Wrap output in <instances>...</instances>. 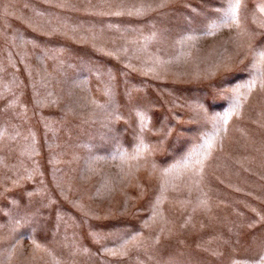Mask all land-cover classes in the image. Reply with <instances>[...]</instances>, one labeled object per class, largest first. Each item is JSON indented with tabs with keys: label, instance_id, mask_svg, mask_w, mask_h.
Wrapping results in <instances>:
<instances>
[{
	"label": "rangeland",
	"instance_id": "rangeland-1",
	"mask_svg": "<svg viewBox=\"0 0 264 264\" xmlns=\"http://www.w3.org/2000/svg\"><path fill=\"white\" fill-rule=\"evenodd\" d=\"M231 3L0 0V264H264V0Z\"/></svg>",
	"mask_w": 264,
	"mask_h": 264
},
{
	"label": "snow or ice",
	"instance_id": "snow-or-ice-1",
	"mask_svg": "<svg viewBox=\"0 0 264 264\" xmlns=\"http://www.w3.org/2000/svg\"><path fill=\"white\" fill-rule=\"evenodd\" d=\"M261 11H264V7L261 8ZM115 14L121 15L122 13H115ZM143 14H144V10H140V9H137L135 12H132V11L128 12V15H143ZM224 19L225 21L235 20V12L232 7L231 0H228V8L224 12ZM249 86L251 85L249 84ZM188 158H190V155ZM113 255H116V253H113Z\"/></svg>",
	"mask_w": 264,
	"mask_h": 264
}]
</instances>
